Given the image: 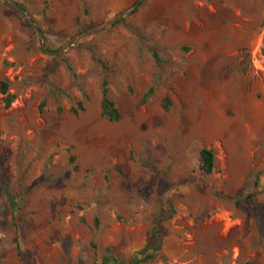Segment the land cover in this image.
<instances>
[{"label":"rangeland","instance_id":"1","mask_svg":"<svg viewBox=\"0 0 264 264\" xmlns=\"http://www.w3.org/2000/svg\"><path fill=\"white\" fill-rule=\"evenodd\" d=\"M135 1L0 0V264H264V0Z\"/></svg>","mask_w":264,"mask_h":264},{"label":"trees","instance_id":"2","mask_svg":"<svg viewBox=\"0 0 264 264\" xmlns=\"http://www.w3.org/2000/svg\"><path fill=\"white\" fill-rule=\"evenodd\" d=\"M143 3L144 0H136L133 3L131 13L137 12L140 9V7L143 5ZM124 20H125L124 17H119L112 22V25L123 23ZM152 55L157 60L158 58L157 54L155 52H152ZM67 66L69 71L72 73L73 69L71 65L67 64ZM0 93L3 95L2 100L4 103V107L9 108L12 102L14 101L15 97L11 93H9V85L5 81L0 82ZM151 95H152V91L150 90L146 96V99ZM84 97L86 98V95H84ZM169 106L170 103L169 100L167 99L165 100V105H164L165 110H168ZM83 109H84V104L82 101H80L77 103L76 108L71 109V112L76 113L78 110L82 111ZM100 114L103 118L111 122H116L121 117L118 107L109 96L108 81L105 78H103V80L101 81ZM199 155L202 161L201 169L206 173H211L214 166V153L212 149L202 148L199 152ZM75 161L76 158L74 156L69 157V162L73 164V169L77 170L78 167L75 165ZM260 173H264V168L256 176L253 182L254 187H257L258 185V176ZM5 193L7 196V200L10 203V208L15 214L13 219H15L19 206L16 204L10 192L6 191ZM235 205L238 208H245L247 210L254 209L256 205L254 204L253 193H248L245 197L238 196ZM160 221H161L160 218L154 220L150 241L141 250L135 252L127 261L117 258L112 253L109 247L105 249L102 255H99L98 253H96V248H97L96 244L91 243V247L94 250L95 261L98 264H151L162 245L163 233L160 228ZM95 225L96 226L98 225V220H95ZM17 248H18V244H17ZM244 264H256V263L246 262Z\"/></svg>","mask_w":264,"mask_h":264}]
</instances>
